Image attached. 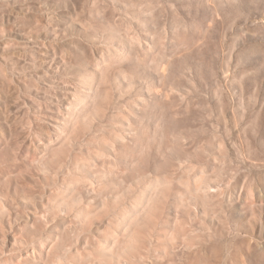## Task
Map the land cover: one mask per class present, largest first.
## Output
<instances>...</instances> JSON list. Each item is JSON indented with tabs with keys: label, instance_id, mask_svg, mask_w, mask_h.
Returning a JSON list of instances; mask_svg holds the SVG:
<instances>
[{
	"label": "rangeland",
	"instance_id": "1",
	"mask_svg": "<svg viewBox=\"0 0 264 264\" xmlns=\"http://www.w3.org/2000/svg\"><path fill=\"white\" fill-rule=\"evenodd\" d=\"M0 264H264V0H0Z\"/></svg>",
	"mask_w": 264,
	"mask_h": 264
}]
</instances>
